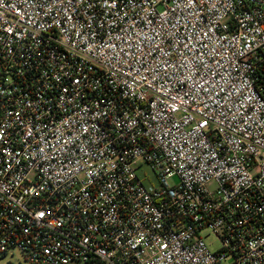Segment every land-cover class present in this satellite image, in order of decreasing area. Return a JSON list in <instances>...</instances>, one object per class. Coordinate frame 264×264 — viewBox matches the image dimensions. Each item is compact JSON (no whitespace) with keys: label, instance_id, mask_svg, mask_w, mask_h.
Here are the masks:
<instances>
[{"label":"built area","instance_id":"1","mask_svg":"<svg viewBox=\"0 0 264 264\" xmlns=\"http://www.w3.org/2000/svg\"><path fill=\"white\" fill-rule=\"evenodd\" d=\"M13 250L264 264V0H0V260Z\"/></svg>","mask_w":264,"mask_h":264},{"label":"rangeland","instance_id":"2","mask_svg":"<svg viewBox=\"0 0 264 264\" xmlns=\"http://www.w3.org/2000/svg\"><path fill=\"white\" fill-rule=\"evenodd\" d=\"M138 175L141 177V179L144 181L145 184L150 185H159V180L157 178V175L155 173V170L151 167L150 164L144 163L141 168L137 170ZM172 181H176V178H173ZM207 233V231H205ZM214 240L213 244H211V248L215 249L218 247V242L213 238V239H208ZM29 264L23 255L16 250L10 251L2 260H0V264ZM70 264H86L83 261H76L72 262Z\"/></svg>","mask_w":264,"mask_h":264}]
</instances>
